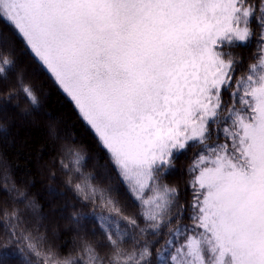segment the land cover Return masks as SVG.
I'll list each match as a JSON object with an SVG mask.
<instances>
[{
  "label": "snow or ice",
  "instance_id": "snow-or-ice-1",
  "mask_svg": "<svg viewBox=\"0 0 264 264\" xmlns=\"http://www.w3.org/2000/svg\"><path fill=\"white\" fill-rule=\"evenodd\" d=\"M0 21L12 30L0 31V48L22 42L33 70L68 97L103 150L96 159L109 180L106 189L66 181L92 205L71 213L77 229L94 224L75 255L45 246L17 208H0V264L11 248L42 264H264V0H0ZM253 42L247 56L235 50ZM20 99L32 118L39 98L5 54L0 121ZM189 148L182 201L166 177ZM70 155L61 168L80 174L84 157ZM112 181L139 211L125 214ZM48 192L63 195L53 184Z\"/></svg>",
  "mask_w": 264,
  "mask_h": 264
},
{
  "label": "trees",
  "instance_id": "trees-1",
  "mask_svg": "<svg viewBox=\"0 0 264 264\" xmlns=\"http://www.w3.org/2000/svg\"><path fill=\"white\" fill-rule=\"evenodd\" d=\"M0 31L11 34L12 30L6 22L0 21ZM20 40L19 37L16 38ZM255 48L254 42L247 50ZM22 42H18L13 49L11 46L0 48V57L7 54L16 61V71L23 75L25 83L34 87L40 104L38 112L32 118H25L21 110L28 107L24 99L19 100V108L7 105L4 118L0 123L7 125V132L0 135V208H17L20 213L22 227L30 230L34 236L43 234L44 245L51 243L58 248L61 254L75 255L77 238L92 237L94 224L82 221V229L71 223V213L75 211H89L92 205L84 202L66 185L71 176L73 183L81 182L83 178H91L92 183L101 189H106L109 180L101 174L97 157L103 161L104 153L98 145L95 136L88 126L79 118L68 97L52 82L51 78L42 69L34 71V63L30 54L21 51ZM21 70H26L21 72ZM15 103V101H13ZM70 152H79L84 159L80 163L81 173L77 174L70 166L68 171L61 168L60 161L70 163L73 156ZM192 149L177 155L173 169L166 177V182L176 183L180 188L181 200L190 198V192L185 185L186 168L191 159ZM54 173V177L51 174ZM112 183L118 188L114 192L116 199L125 209V214L140 210L138 203L127 191L123 184ZM53 184L63 195L53 199L48 192V185ZM7 189V191H5ZM23 192L25 197L18 193ZM29 201L34 202V209L26 207ZM99 202V201H98ZM55 209V210H54ZM62 209V213H61ZM101 209L97 208V212ZM49 213H53L50 218ZM58 219V220H57ZM141 226L143 222L141 221ZM99 232V229H96ZM127 246V245H126ZM12 253L8 264H24L21 254L11 248ZM31 264H42L35 257L29 256Z\"/></svg>",
  "mask_w": 264,
  "mask_h": 264
},
{
  "label": "rangeland",
  "instance_id": "rangeland-1",
  "mask_svg": "<svg viewBox=\"0 0 264 264\" xmlns=\"http://www.w3.org/2000/svg\"><path fill=\"white\" fill-rule=\"evenodd\" d=\"M49 215H50V218L52 217V215H53V213H49ZM58 220V219H57Z\"/></svg>",
  "mask_w": 264,
  "mask_h": 264
}]
</instances>
